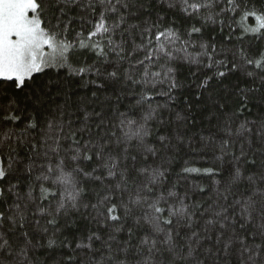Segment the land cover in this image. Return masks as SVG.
<instances>
[{"label":"snow or ice","instance_id":"1","mask_svg":"<svg viewBox=\"0 0 264 264\" xmlns=\"http://www.w3.org/2000/svg\"><path fill=\"white\" fill-rule=\"evenodd\" d=\"M260 41L264 0H0V264H264Z\"/></svg>","mask_w":264,"mask_h":264},{"label":"trees","instance_id":"2","mask_svg":"<svg viewBox=\"0 0 264 264\" xmlns=\"http://www.w3.org/2000/svg\"><path fill=\"white\" fill-rule=\"evenodd\" d=\"M236 18L239 19V15H237ZM227 22L228 21L226 20V24H227ZM246 23L249 26H255L256 21H255L254 18H249L246 21ZM228 31H229V29L227 28V26H225L224 32L221 34L219 32V26H217L218 40H220L221 43L225 44L227 47L232 48L233 45L238 43L237 38L240 36V30L238 28L236 29V31H235V33L233 35V38H232V43H229L227 40H223V36H227L228 35ZM249 42H250V38L245 37V39L243 41V46L245 48H247ZM253 44L255 45L254 41H253ZM259 46L264 47V41H260ZM184 72L185 73L187 72V68L184 69ZM61 75H63V72H61ZM73 89L78 95H84L85 93L90 95V90L89 89L80 88L75 83L73 84ZM205 161H207V163ZM194 163L196 164V166H200V167L209 166L211 164V156L206 157L205 160H196V161H194ZM180 164H182V161L178 162V165L176 166L177 167V171L179 170V165Z\"/></svg>","mask_w":264,"mask_h":264}]
</instances>
